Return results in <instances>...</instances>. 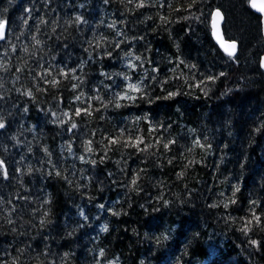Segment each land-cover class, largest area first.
<instances>
[{"label": "trees", "instance_id": "trees-1", "mask_svg": "<svg viewBox=\"0 0 264 264\" xmlns=\"http://www.w3.org/2000/svg\"><path fill=\"white\" fill-rule=\"evenodd\" d=\"M139 3L0 0V264H264L262 19Z\"/></svg>", "mask_w": 264, "mask_h": 264}, {"label": "snow or ice", "instance_id": "snow-or-ice-1", "mask_svg": "<svg viewBox=\"0 0 264 264\" xmlns=\"http://www.w3.org/2000/svg\"><path fill=\"white\" fill-rule=\"evenodd\" d=\"M107 2H108V0H105V3H107ZM250 3H251V6L253 8L257 9L258 11H260L262 13H264V0H259V3L257 2V0H250ZM143 6H144L143 0H141V3H139L137 5V7H143ZM26 11H30V10H26ZM219 17H220L219 11H217L216 13H214V21H215L216 18H219ZM76 20H77V22H79L80 21V18L77 17ZM24 23H27V20H25ZM40 23H45V21L43 19H41ZM214 27H215V23H214ZM5 38H6V22L4 20L0 19V40H3ZM33 39H35V37H33ZM38 43H39V41H37V44ZM117 46H119V45H117ZM222 46L225 48V51L228 52V54L230 56L234 53L235 47H236L235 46V43H229V44L225 45L223 43V41H222ZM137 59H139V57H137ZM130 67H131V65H130ZM261 67H264V60H262V62H261ZM17 71H20V69H17ZM63 74L66 75V73H63ZM53 83L55 84L56 81L54 80ZM74 87H75V85H74ZM129 90H131V91H139V88H138V86H135V85H129ZM120 98L121 99L129 98L130 99L131 97H128L127 95H125V96L120 97ZM77 99H79V97H77ZM117 106H119V105H117ZM82 111H84L86 114H90V113H87V110H81V109H77L75 114L76 115H80ZM64 115L65 116H68V113H64ZM4 127H5V124L2 121H0V129H3ZM72 127L75 128L76 125L75 124H72ZM111 142L112 143H117L118 141L117 140H113ZM139 142L140 141L138 139L137 140V143H139ZM169 143H172V142H169ZM197 143H199V142H197ZM164 147L167 148L168 147V144H165ZM89 150H91V149H89ZM0 174H2L5 177H7V172L5 170V166H4V162L3 161H0ZM132 183L135 184L136 183V180L133 179ZM253 218L255 220H258L259 219L258 217H255V216ZM251 223H252V221H249L248 222V224H251ZM246 228H247V225H246ZM252 243L255 244L256 242L253 241ZM102 254L103 253H101V255Z\"/></svg>", "mask_w": 264, "mask_h": 264}, {"label": "water", "instance_id": "water-1", "mask_svg": "<svg viewBox=\"0 0 264 264\" xmlns=\"http://www.w3.org/2000/svg\"><path fill=\"white\" fill-rule=\"evenodd\" d=\"M257 2L259 3V0H257ZM249 8L250 10L255 13L256 15L260 16L261 19H262V37H263V40H264V13L258 11L257 9L253 8L251 6V3H250V0H249ZM217 11L219 10H215L213 13H212V16H211V22H210V29H211V36H212V39H213V42L215 43V45L218 47V49L226 56L228 57H234L237 53V44L235 42H231V41H226L224 39V36H223V32H222V24H223V15L221 13V11H219L220 13V17L219 18H216L215 21H214V13H216ZM214 23H215V27H214ZM222 41L225 45L229 44V43H235V51L234 53L230 56L228 54V52L225 51V48L222 46ZM262 60H264V54L261 56L260 58V68L261 70L264 72V67H261V62Z\"/></svg>", "mask_w": 264, "mask_h": 264}]
</instances>
